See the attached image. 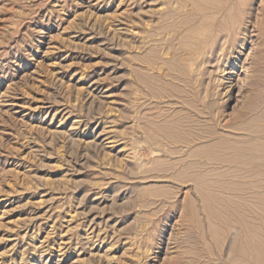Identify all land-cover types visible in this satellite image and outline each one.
<instances>
[{
	"label": "rangeland",
	"instance_id": "374dc122",
	"mask_svg": "<svg viewBox=\"0 0 264 264\" xmlns=\"http://www.w3.org/2000/svg\"><path fill=\"white\" fill-rule=\"evenodd\" d=\"M241 2L257 25L264 0ZM169 3L0 0V264H225L140 130L154 99L136 58L170 47L154 31Z\"/></svg>",
	"mask_w": 264,
	"mask_h": 264
},
{
	"label": "bare ground",
	"instance_id": "6f19581e",
	"mask_svg": "<svg viewBox=\"0 0 264 264\" xmlns=\"http://www.w3.org/2000/svg\"><path fill=\"white\" fill-rule=\"evenodd\" d=\"M170 2L154 31L186 52L188 67L171 56L175 48L164 59L171 52L165 45V52L151 44L137 55L136 73L154 99L141 108L152 111L140 118L144 144L165 157L164 173L188 188L178 207L183 222L206 223L208 239L218 246L226 239L225 264H264V13L255 25L241 0ZM143 68L156 75L146 76Z\"/></svg>",
	"mask_w": 264,
	"mask_h": 264
}]
</instances>
